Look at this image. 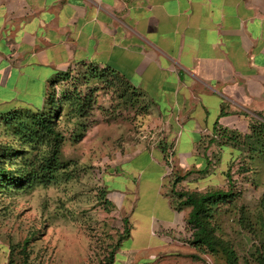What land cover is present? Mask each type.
<instances>
[{
  "label": "crops",
  "instance_id": "1",
  "mask_svg": "<svg viewBox=\"0 0 264 264\" xmlns=\"http://www.w3.org/2000/svg\"><path fill=\"white\" fill-rule=\"evenodd\" d=\"M81 64L116 70L162 125L161 146L121 164L131 181L114 202L129 223L121 253L153 264L180 248L168 239L189 213L164 196V149L172 169L201 173L219 134L264 123V0H0V114L42 110L52 77Z\"/></svg>",
  "mask_w": 264,
  "mask_h": 264
},
{
  "label": "rangeland",
  "instance_id": "2",
  "mask_svg": "<svg viewBox=\"0 0 264 264\" xmlns=\"http://www.w3.org/2000/svg\"><path fill=\"white\" fill-rule=\"evenodd\" d=\"M82 72L79 67L71 75ZM123 90L118 82L98 80L82 82L77 89L71 81L48 87L46 98L52 96L56 105L50 115L60 138L62 168L51 184L0 186V264H103L110 254L112 264H135L133 253H121L130 246L123 240V221L128 230L129 223L127 211L114 202L131 179L124 167L121 173L119 169L141 145L161 146L165 138L160 137L162 125L153 121V107L141 93ZM80 96L87 97L84 104L77 103ZM16 127L0 116V146L10 149L5 163L11 169L43 159L50 147L46 138ZM216 140L218 147L223 146L204 154L208 164L201 173L172 169V161L165 163L167 153L172 159V151L164 149V196L180 213L189 211L181 206V192L231 190L233 200L213 207L215 233L229 243L240 264H258V252L264 253V150L247 135L219 134ZM185 178L189 179L179 185ZM187 216L176 237L168 239L180 248L153 254V264H226L220 253L191 245Z\"/></svg>",
  "mask_w": 264,
  "mask_h": 264
},
{
  "label": "trees",
  "instance_id": "3",
  "mask_svg": "<svg viewBox=\"0 0 264 264\" xmlns=\"http://www.w3.org/2000/svg\"><path fill=\"white\" fill-rule=\"evenodd\" d=\"M79 67L83 70L82 73L73 78L71 71L57 73L49 81V86H55L62 82L71 81L72 86L77 89L78 84H85L87 80H98L101 82H109L114 84L120 83L124 88L123 93H128L129 89H134L132 85L116 70L111 67H98L93 64H81ZM138 91V90H137ZM140 92V91H138ZM143 98L151 105L146 99L145 95L140 92ZM76 98V97H75ZM87 97H77L78 104H84ZM86 106V105H85ZM48 107L51 109L49 114L44 113V109ZM56 107L54 98L49 96L46 98L44 107L39 111H30L24 109H16L6 113H1L0 116L4 117L8 124H17V130L22 133H32L34 136H41L49 141V151L43 159L25 163L21 169H11L5 163V157L9 154L10 149L0 146V186L6 185L7 187L26 188L34 184H51L57 180L59 169L62 165L59 161L60 153V138L56 132V123L50 115ZM248 139L254 141V145L260 150H264V123L256 122L249 127ZM223 136V135H222ZM225 136V135H224ZM212 139L211 141H213ZM5 186V187H6ZM172 194L175 193L174 188L171 189ZM181 200V206L189 208L187 216V224L192 230L191 245L203 249L211 254L220 253L226 264H240L235 252L229 243L219 238L215 233L213 226L212 212L213 207L219 203H228L233 200L234 195L231 190L224 191H207L201 192H181L178 194ZM262 213L264 215V193L261 199ZM124 238L125 240L129 235L128 228L126 229L127 221L124 220ZM122 240V241H123ZM27 242L24 243V247ZM24 247L22 250H24ZM113 254L106 259L103 264H112L114 261ZM258 264H264V253L258 252Z\"/></svg>",
  "mask_w": 264,
  "mask_h": 264
},
{
  "label": "built area",
  "instance_id": "4",
  "mask_svg": "<svg viewBox=\"0 0 264 264\" xmlns=\"http://www.w3.org/2000/svg\"><path fill=\"white\" fill-rule=\"evenodd\" d=\"M165 163H166V165L167 164L170 165V163H171V153H167L166 158H165Z\"/></svg>",
  "mask_w": 264,
  "mask_h": 264
}]
</instances>
